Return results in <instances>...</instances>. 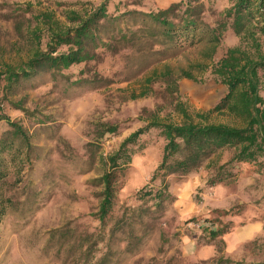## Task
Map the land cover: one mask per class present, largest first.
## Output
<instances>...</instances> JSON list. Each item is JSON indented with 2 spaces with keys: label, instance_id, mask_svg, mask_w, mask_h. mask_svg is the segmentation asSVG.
Here are the masks:
<instances>
[{
  "label": "rangeland",
  "instance_id": "374dc122",
  "mask_svg": "<svg viewBox=\"0 0 264 264\" xmlns=\"http://www.w3.org/2000/svg\"><path fill=\"white\" fill-rule=\"evenodd\" d=\"M52 1L88 0H0V69L3 61L18 63L29 55L25 30L31 13L14 8L33 2L41 10L54 9ZM90 1L99 4L102 0ZM181 1L111 0L109 11L150 12ZM205 2L206 19L215 25L217 13L227 5V0ZM57 12L59 16L60 10ZM238 42V37L229 30L213 58L208 56V45L203 43L141 71L137 65L139 57L131 51L100 48L93 60L66 71L71 81L84 79L69 86L68 91L63 81L45 73L11 96V102L20 101L29 109L25 112L9 103L5 105V112L29 132L33 152L22 171V180L12 192L15 206L9 209L1 225L0 264H95L104 256L107 264L264 263V170L240 163L229 166L228 173L234 175L230 179L214 185L208 182L217 172L215 168L230 159L231 150L216 154L196 173L166 177L174 200L167 204L163 217L151 221L150 225L156 229L133 253L125 252L127 241L123 231L114 233L112 228L125 206L147 208L136 194L146 185H160V179L153 182L151 177L161 162L164 138L157 129L141 136L118 193L114 216L107 226L100 225L94 215L98 211L100 189L91 183L102 169L86 161L91 153L97 156L114 153L126 137L149 122L151 113L159 106L160 116L166 121H181L175 110L178 100L193 113H208L227 92L226 86L211 73V66ZM167 67L178 81V94L161 75L152 83L147 82L154 70L162 74ZM182 70L192 72L197 80L181 76ZM96 78L102 81L92 83ZM145 90L149 91L147 95L131 97ZM43 117L45 120L40 121ZM208 119L214 123L239 122L227 111H215ZM103 122L118 124L120 131L99 139V125ZM9 129L6 122H1L0 137ZM16 150L17 147L13 148L14 153ZM210 161L211 167L207 166ZM12 162L16 166L21 159ZM231 209L235 215L224 214ZM192 218L197 221H188ZM212 221L232 222L233 227L215 242L216 249L210 251L215 256L191 257L189 241L204 244L207 233L203 229ZM90 246L93 252L87 257ZM217 246L222 247L221 252Z\"/></svg>",
  "mask_w": 264,
  "mask_h": 264
},
{
  "label": "trees",
  "instance_id": "16d2710c",
  "mask_svg": "<svg viewBox=\"0 0 264 264\" xmlns=\"http://www.w3.org/2000/svg\"><path fill=\"white\" fill-rule=\"evenodd\" d=\"M110 1L102 0L99 4L90 0L75 3L52 1L54 9L47 7L44 10L29 2L14 8L31 13L25 30L29 55L18 63L3 61L0 69V123L6 122L10 127L0 137V230L9 209L15 206L12 192L22 180V171L31 161L33 152L29 132L5 112L6 103L28 112L20 101L11 102L10 97L41 74L50 73L56 81L60 79L67 91L69 86L82 83L84 79L71 81L66 71L93 60L100 48L113 52H118L119 48L131 51L138 55L137 65L141 71L203 43L208 45V56L213 58L229 30L239 39L211 66V73L226 86L227 92L208 113H193L178 100L175 110L181 121H166L160 116L162 107L159 106L151 113L149 122L126 137L114 153L109 156L91 153L88 156L86 161L92 166L98 164L102 169L91 183L100 189L97 192L100 199L98 211L94 215L100 225L107 226L114 216L118 193L124 186L135 155L134 147L141 136L157 129L165 140L161 162L151 177L153 182L160 179V185H146L136 194L147 208L125 206L122 216L113 225L114 233L122 230L126 235L125 252L133 253L143 239L154 232L156 228L150 225L151 221L163 217L167 204L174 200L166 182L167 176L196 173L205 162L226 150H231L232 155L215 168L217 172L208 180L210 185L233 177L228 168L236 164H254L264 170V0H227V5L217 13L219 18L215 25L206 19V0H182L156 11L126 10L119 14L110 13ZM161 73L154 70L147 82L152 83L161 75L168 87L178 94V81L173 79L170 69L167 67ZM181 76L197 80L188 70H182ZM94 81L92 83L102 80L96 78ZM148 93L145 90L140 94L133 93L131 97L135 99ZM215 111H227L239 122H209V114ZM99 127V139L107 133L120 131L116 123L103 122ZM18 157L21 164L15 166L12 161ZM211 164L212 161L207 166ZM224 214L235 215L236 212L231 209ZM231 223L212 221L203 229L207 233L204 243L215 244L218 238L230 232ZM215 224L217 226H213ZM217 250L221 252L222 247L217 246ZM92 252L91 246L87 248V257ZM106 261L104 256L95 264H107Z\"/></svg>",
  "mask_w": 264,
  "mask_h": 264
},
{
  "label": "crops",
  "instance_id": "0c3cea01",
  "mask_svg": "<svg viewBox=\"0 0 264 264\" xmlns=\"http://www.w3.org/2000/svg\"><path fill=\"white\" fill-rule=\"evenodd\" d=\"M189 246H190L189 247L190 250L188 251V254L195 259H205L207 257L215 256V254L212 255L210 253V251L213 247H215V249H216L215 244H205L204 243V244L197 245L196 240H190ZM216 252H217V250H216Z\"/></svg>",
  "mask_w": 264,
  "mask_h": 264
}]
</instances>
